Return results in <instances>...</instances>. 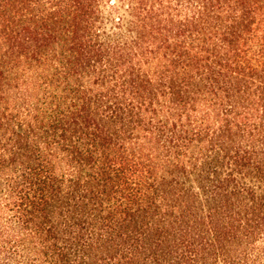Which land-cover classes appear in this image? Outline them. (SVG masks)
<instances>
[{
	"label": "trees",
	"instance_id": "obj_1",
	"mask_svg": "<svg viewBox=\"0 0 264 264\" xmlns=\"http://www.w3.org/2000/svg\"><path fill=\"white\" fill-rule=\"evenodd\" d=\"M0 264H264V0H0Z\"/></svg>",
	"mask_w": 264,
	"mask_h": 264
}]
</instances>
